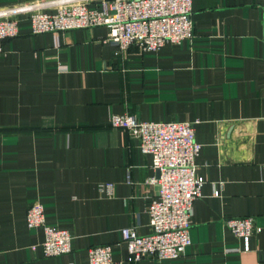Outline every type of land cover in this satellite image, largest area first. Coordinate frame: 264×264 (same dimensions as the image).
Here are the masks:
<instances>
[{"label":"crops","instance_id":"0c3cea01","mask_svg":"<svg viewBox=\"0 0 264 264\" xmlns=\"http://www.w3.org/2000/svg\"><path fill=\"white\" fill-rule=\"evenodd\" d=\"M60 1L0 0V11L54 12ZM191 8L192 40L146 52L117 51L105 26L32 34L18 16L0 57V264L85 263L97 245H111L115 264H264V0ZM124 113L195 122L204 183L177 258L132 261L122 241L123 227L150 232L157 185L147 179L158 176L139 140L110 124ZM34 201L69 232V253L43 254L42 229L26 225ZM245 216L257 228L248 251L225 225Z\"/></svg>","mask_w":264,"mask_h":264},{"label":"built area","instance_id":"2783aa9c","mask_svg":"<svg viewBox=\"0 0 264 264\" xmlns=\"http://www.w3.org/2000/svg\"><path fill=\"white\" fill-rule=\"evenodd\" d=\"M64 0L55 4L54 12L41 6L19 5L0 11V57L2 42L18 34V16L27 13L32 34L105 26V41L124 51L134 45L142 52L156 51L166 43L179 44L194 36L191 19L192 0ZM110 124L124 128L139 140V148L151 157L157 177L148 178L157 185L156 195L147 206L150 232L141 235L134 226L121 229L129 260L177 258L191 244L192 205L200 196L204 183L196 174L195 157L201 145L195 140V122L141 121L134 115L112 114ZM111 187V184H107ZM215 194L217 192L215 191ZM28 228H41L42 252L56 257L71 251V235L65 229L46 223L44 209L34 201L26 211ZM232 234L243 241L242 251L251 249L250 241L257 228L254 217L225 219ZM35 249V245L32 246ZM62 264H115L111 245L92 246L87 261Z\"/></svg>","mask_w":264,"mask_h":264},{"label":"water","instance_id":"95a60500","mask_svg":"<svg viewBox=\"0 0 264 264\" xmlns=\"http://www.w3.org/2000/svg\"><path fill=\"white\" fill-rule=\"evenodd\" d=\"M157 173H158V171H157Z\"/></svg>","mask_w":264,"mask_h":264}]
</instances>
